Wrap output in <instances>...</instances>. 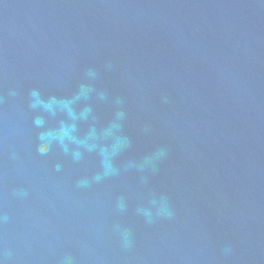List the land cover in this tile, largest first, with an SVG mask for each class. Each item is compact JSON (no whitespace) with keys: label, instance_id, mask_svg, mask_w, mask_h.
Returning <instances> with one entry per match:
<instances>
[{"label":"water","instance_id":"water-1","mask_svg":"<svg viewBox=\"0 0 264 264\" xmlns=\"http://www.w3.org/2000/svg\"><path fill=\"white\" fill-rule=\"evenodd\" d=\"M0 264H264V0H0Z\"/></svg>","mask_w":264,"mask_h":264}]
</instances>
